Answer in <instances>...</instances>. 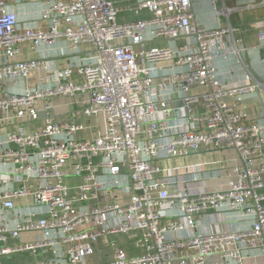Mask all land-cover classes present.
<instances>
[{
	"label": "built area",
	"instance_id": "obj_1",
	"mask_svg": "<svg viewBox=\"0 0 264 264\" xmlns=\"http://www.w3.org/2000/svg\"><path fill=\"white\" fill-rule=\"evenodd\" d=\"M47 1L40 15L48 21L44 30L21 26L8 1L0 0V86L33 73L40 76L34 88L1 91L0 121H43L31 132L0 139V163L10 167L0 183H18L0 189V264L17 254L49 252L50 258H37L35 264H246L257 253L264 258V165L256 166L264 154V124L248 123V112L228 101L241 104L263 90L264 82L232 85L218 76L213 47L222 44L223 36L243 60L232 25L201 26L194 17V0H140L135 10L146 8L151 17L124 23L117 18L119 7L108 0ZM255 5L231 9L214 0L216 13L227 17L232 10ZM147 33L168 40L190 34L196 42L147 48ZM59 40L69 44L71 53L82 44L92 45L88 61L53 68L43 58L16 59L23 43L40 48ZM84 94L86 100L81 99ZM62 96L83 107L72 110L71 120L57 122L52 100ZM171 98L181 101L175 120L170 119L176 110ZM100 114L104 129L97 126L92 137L77 138L90 127L80 117ZM223 147L236 149L241 161L227 190L191 191L193 177L171 174L180 167L161 166L168 158ZM183 169L184 175L198 176L201 170L193 165ZM124 172L129 201L100 204V192L119 185L104 178ZM72 177L81 183L72 187ZM29 197L47 213L13 217L16 201ZM224 207L251 220V226L196 230L198 217ZM165 208L176 214L163 218ZM180 232L187 234L175 235ZM23 233L40 236L21 241ZM112 233L131 234L146 246V253L129 256L116 246L111 261L91 263L94 243Z\"/></svg>",
	"mask_w": 264,
	"mask_h": 264
},
{
	"label": "crops",
	"instance_id": "obj_2",
	"mask_svg": "<svg viewBox=\"0 0 264 264\" xmlns=\"http://www.w3.org/2000/svg\"><path fill=\"white\" fill-rule=\"evenodd\" d=\"M10 8L18 14L21 26H36L41 29H47L48 21L40 18L41 13L47 5V0H7ZM119 7L118 21L121 23L137 21L141 19H149L151 12L144 8L139 12L135 10L137 3L140 0H108ZM218 1V0H216ZM225 2L229 8L244 6L246 3L256 1L258 5L250 8L241 7L238 10H232L229 17L217 14L214 8V0H194L193 12L196 21L206 28H217L219 26H227L229 23L234 29V37L240 39L241 43L237 44L241 52L242 59L239 60L235 54V46L226 35L223 36L222 44H216L214 50V62L218 76L228 84L238 85L258 79L264 82V39L260 38V34H264V4H259L264 0H219ZM218 5V4H217ZM146 47H175L182 48L186 46L195 45V36L186 34L174 40L156 39L151 33L146 34ZM93 51V46L90 44L80 45V51L71 53L69 44L63 40H59L55 46L49 47L42 45L36 48L31 42H26L20 45V51L16 59H45L51 62L53 68H62L68 64L87 62L86 58L89 53ZM39 75L31 74L26 80L7 81L0 86V93L5 91H23L24 89L34 88L39 84ZM2 92V94H3ZM88 96L84 94L81 99L86 100ZM229 103L235 105L238 109H245L249 118L248 123L260 122L264 124V89L259 93H253L246 96L241 104H238L234 98L228 99ZM170 106L175 111H172L171 120L177 119L180 112L179 107L181 101L177 98L170 99ZM53 115L57 122H66L72 119V110L83 107V103L74 102L71 97L62 96L56 97L52 100ZM37 108L43 107V102H37ZM198 110V108H195ZM177 113V114H176ZM80 122L90 126L87 130L80 132L77 138L92 137L93 128L97 126L105 127L104 114L97 117L87 118L80 117ZM43 124L42 120L27 121V120H11L9 122L0 121V139H5L8 135L16 132L27 131L31 132ZM95 126V127H93ZM92 131V132H91ZM172 159L168 158L161 161L170 162ZM180 161L181 175L184 178H194L188 183V188L191 191H213V190H227L229 187L230 177H233L234 168L241 164L239 155L234 148L223 147L218 149L202 148L198 152L189 154L183 157ZM165 163V162H164ZM193 165L199 166V176L197 173L184 175L185 170L183 166ZM264 165V154L256 160V166L260 169ZM167 167V166H164ZM179 167V166H176ZM10 167L6 164L0 163V180L6 176V172ZM264 178V172H262ZM108 184L115 185L116 181L119 185L112 186L111 189H106L100 192L101 198L99 203H111L114 200L125 204L129 201V177L127 173L119 174L118 176H106L104 178ZM80 178L72 177L69 179V184L76 187L81 183ZM18 183L12 180H6L5 184L0 183V189L7 186L13 187ZM171 188H175L174 185ZM75 190V189H74ZM264 206V202L262 203ZM47 213V208L42 205L35 204L34 200L29 197L23 200L16 201V208L13 212V217L25 216L28 214H35L36 216H44ZM176 214V211L167 208L162 209L161 215L166 218L168 214ZM198 232L205 231L210 227L216 231L217 228H248L251 226V220H246L237 212H232L229 208L224 207L220 212L214 214H206L198 217ZM187 232H180L176 236H185ZM40 235L37 233H23L21 241L33 240ZM120 246L125 249L129 256H140L146 253V246L143 243H137L136 239L131 234L112 233L101 236L94 243L95 253L89 257L91 263H102L111 261L114 257V249ZM59 249V248H58ZM50 258L52 252L46 254H39L35 257L29 253H22L14 255V264H25L20 259H33L35 264L36 259L41 257ZM251 259L259 260L260 264L264 263V258L260 254L249 257ZM247 258V259H249ZM246 259V260H247ZM9 258L5 260L8 264Z\"/></svg>",
	"mask_w": 264,
	"mask_h": 264
},
{
	"label": "rangeland",
	"instance_id": "obj_3",
	"mask_svg": "<svg viewBox=\"0 0 264 264\" xmlns=\"http://www.w3.org/2000/svg\"><path fill=\"white\" fill-rule=\"evenodd\" d=\"M93 127H95V126H93ZM103 129H104V127L103 126H101ZM178 158H180V159H182L183 157H178ZM180 159H172L170 162H167V161H164L162 164H161V166H167V167H169V168H171V169H173V168H175L176 166H179V167H181L180 166V161H178V160H180ZM180 173H182L181 172V169L180 170H178V171H172L171 172V174H173V175H178V174H180ZM68 183H69V180H68ZM70 185V184H69ZM73 191H75V190H73ZM17 258H19V260H21V262L22 263H25V264H32L33 263V259H30L29 261L28 260H23V259H20V257H17ZM8 259V258H7ZM260 262H259V260H256V259H251V258H249V259H247L246 260V264H259ZM4 264H7L6 262H5V260H4ZM8 264H14V260H13V258H9V261H8Z\"/></svg>",
	"mask_w": 264,
	"mask_h": 264
}]
</instances>
